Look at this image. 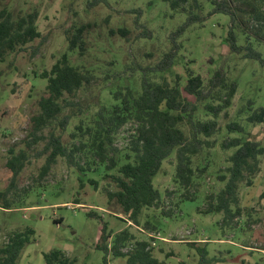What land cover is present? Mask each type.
Returning a JSON list of instances; mask_svg holds the SVG:
<instances>
[{"label":"rangeland","instance_id":"1","mask_svg":"<svg viewBox=\"0 0 264 264\" xmlns=\"http://www.w3.org/2000/svg\"><path fill=\"white\" fill-rule=\"evenodd\" d=\"M199 1L204 7L202 13H208L211 0ZM4 10L15 18L36 13L37 30L42 36L21 52L6 54L0 62V192L7 190L10 201L9 209L0 207V247L10 233L27 228L34 232L17 264H45L43 255L51 250H60L76 259V264H104L103 252L96 249L102 223L107 226L106 234L125 229L136 240L147 241L153 256L162 264H199L200 253L195 246L205 247L206 257L217 260L209 264H264V156L259 157L252 185L242 182L238 186L241 214L231 226L222 224V214L203 213L205 196L223 188L225 182L217 176L225 175L227 159L234 151L223 150L222 142L246 138L264 147V123L246 122L253 110L264 107V66L230 52L224 43L228 16L217 13L206 17L202 25H190L178 39L182 49L175 65L163 75L150 76L153 82L164 77L171 85L179 78L183 87L185 68L205 83L214 69L224 67L228 80L235 82L237 88L226 116H218L217 132L208 139L213 142L212 147L204 148L193 159L194 167L206 166V172L197 180L196 198L180 200L183 190H178L173 182L176 160L172 154L153 180L162 204L159 208L143 209L135 225L117 206L107 204L103 188L109 180H103L101 167L82 174L58 158L49 172L40 177L45 159L36 154L44 145L40 142L28 150V163L12 179L6 166L8 150L17 153L29 141L30 119L38 113L37 102L45 95L46 82L39 75L66 51V30L74 25L89 26L84 34V56L70 54L73 64L93 70L95 79L79 97L84 109L91 101L108 98L107 90L101 89L115 83L112 77L105 80L107 75L119 73L139 90L141 70L153 67L169 50L168 36L185 22L187 14L181 10L172 12L163 0H0V13ZM141 26L151 32L150 38L139 37ZM119 28H125L127 35H111L110 31ZM247 33L264 57V38L259 35L255 39L250 28ZM240 38L238 44L243 45V37ZM183 95L193 101L186 93ZM209 118L202 115L203 120ZM76 122L73 120L68 126L63 135L65 141ZM230 123L241 125L244 133L228 132L226 126ZM129 130L127 125L119 132L118 148L125 146ZM89 180L98 182L96 190ZM107 188L113 190L114 186ZM146 222L156 229H145ZM107 264H126V260L109 254Z\"/></svg>","mask_w":264,"mask_h":264},{"label":"trees","instance_id":"2","mask_svg":"<svg viewBox=\"0 0 264 264\" xmlns=\"http://www.w3.org/2000/svg\"><path fill=\"white\" fill-rule=\"evenodd\" d=\"M172 12L182 11L187 18L175 31L169 34L170 48L163 53L153 66L142 69L139 90L133 81L121 77L119 73L107 75L105 80L114 78V86H105L107 99L98 98L83 109L79 97L95 79L93 70L83 65H75L70 54L83 57L85 50L84 34L88 25L72 26L65 32L66 51L54 62L49 70L43 71L39 79L45 80V95L38 102V113L30 119L31 129L24 148L17 153L8 150L6 166L15 179L29 161L28 150L32 145L43 142L37 156H45L40 177L45 176L58 158L76 169L79 173L96 171L101 167L103 180H109L103 188L107 204H114L128 220L138 225L143 209L159 208L162 196L154 187L153 180L162 168V163L175 156L176 166L174 184L181 191L180 200H194L198 179L206 172V166L194 167L193 159L204 148H211V138L218 130V116H226L236 93V83L229 81L224 67H218L204 83L199 75L185 68V82L181 87L177 78L173 85L161 77L153 82L151 75H163L174 65L182 49L178 39L190 25L206 20L213 14L229 17V25L224 38L231 53L244 59L257 61L264 66V57L247 29L252 35L264 38V0H211V10L203 14L199 0H163ZM202 13V14H201ZM140 38L151 37L144 26ZM111 35H127L125 28H119ZM250 33V32H249ZM238 36L243 37V45L238 44ZM42 36L37 30L36 13L15 18L11 12L0 13V62L6 54L25 50L26 46ZM241 39V38H240ZM183 92L193 98L190 101ZM96 97V96H95ZM94 99V97H93ZM252 102H248L250 110ZM203 116H210L203 120ZM73 120V131L64 140L63 135ZM247 123H264V107H258L247 116ZM129 125L125 146L118 148L117 137L122 128ZM228 132L243 134L244 128L237 123L227 124ZM223 150H234L228 157L229 166L225 175H218L225 182L216 194L205 196L207 203L204 214H222L224 226L241 214L238 186L245 182L252 185L251 178L259 168V157L264 156V147L250 139L230 138L221 144ZM96 190L98 182L89 180ZM83 184L81 183V186ZM110 185L113 190L108 189ZM7 190L0 192V207L10 208ZM264 195V194H263ZM75 204H79L77 201ZM89 216L99 218L89 213ZM100 221V220H99ZM145 229H156L145 223ZM107 226L102 223L101 235L96 249L103 252V263L107 264L110 254L113 258H125L126 264H162L153 256L152 246L144 240H136L128 230L114 235L106 234ZM34 232L25 229L7 235L0 247V264H17L23 249L30 244ZM195 244V243H194ZM191 244V245H194ZM201 244V243H196ZM200 253L199 264L217 261L208 259L205 247H197ZM45 264H76L60 250H51L43 255Z\"/></svg>","mask_w":264,"mask_h":264}]
</instances>
